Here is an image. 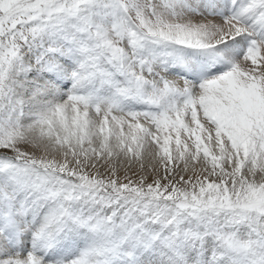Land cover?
Here are the masks:
<instances>
[{
  "label": "snow or ice",
  "instance_id": "snow-or-ice-1",
  "mask_svg": "<svg viewBox=\"0 0 264 264\" xmlns=\"http://www.w3.org/2000/svg\"><path fill=\"white\" fill-rule=\"evenodd\" d=\"M0 264H264V0H0Z\"/></svg>",
  "mask_w": 264,
  "mask_h": 264
}]
</instances>
